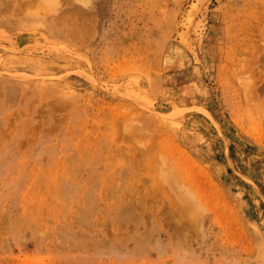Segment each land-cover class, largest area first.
<instances>
[{"label":"rangeland","instance_id":"1","mask_svg":"<svg viewBox=\"0 0 264 264\" xmlns=\"http://www.w3.org/2000/svg\"><path fill=\"white\" fill-rule=\"evenodd\" d=\"M0 264H264V0H0Z\"/></svg>","mask_w":264,"mask_h":264}]
</instances>
